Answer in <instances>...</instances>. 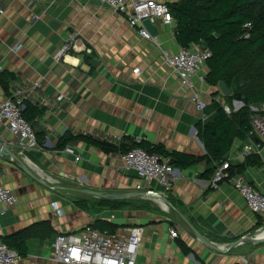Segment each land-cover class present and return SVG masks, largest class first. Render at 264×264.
Masks as SVG:
<instances>
[{"label":"crops","instance_id":"crops-1","mask_svg":"<svg viewBox=\"0 0 264 264\" xmlns=\"http://www.w3.org/2000/svg\"><path fill=\"white\" fill-rule=\"evenodd\" d=\"M155 1L169 5L177 0ZM155 25L156 42L141 37L122 15L97 0H0V104L12 91L23 90L27 101L44 109L31 120L39 147L23 154L0 123V144L10 146L18 159L11 162L0 154V185L18 198L13 209L0 215V243L35 225L50 224L45 238L28 240L23 264H58L51 258L59 234L81 235L91 229L125 239L132 228L143 230L136 264H264V238L250 239L264 229V217L253 214L229 184L214 190L213 173L204 177L210 169L207 161L175 169L167 194L151 184L149 189L165 194L167 202L130 197L114 201L125 204L114 210L100 206L106 199L83 191L137 193L138 178L122 171L121 154H105L84 142L58 149L70 132L116 145L144 140L197 160L206 156L197 137L204 114L192 95L197 93L208 106L218 89L206 81L194 91L182 86L164 63L166 54L182 49L176 24ZM65 45L71 50L56 60ZM5 76L10 77L8 93L1 81ZM221 102L228 106L224 98ZM244 143L236 141L225 160L245 164L247 159L240 158ZM259 157L262 165L246 167L240 176L264 195V147ZM52 202L58 203L61 217L52 212ZM192 228L217 249L197 239Z\"/></svg>","mask_w":264,"mask_h":264},{"label":"trees","instance_id":"trees-1","mask_svg":"<svg viewBox=\"0 0 264 264\" xmlns=\"http://www.w3.org/2000/svg\"><path fill=\"white\" fill-rule=\"evenodd\" d=\"M176 24L175 37L183 49H193L205 44L212 57L207 61L206 83L218 89L224 82L232 91V96L223 97L219 91L212 94L211 102L204 111L206 120L197 124V137L205 148L206 156L198 159L177 152L168 153L161 146H153L144 140H125L118 145L94 138L87 134L64 135L58 149H64L71 143L84 142L97 147L105 154H124L139 148L149 154L168 160L174 169L190 168L201 160L207 161L209 168L204 177L210 178L216 165L226 162L225 157L236 141L246 142L252 131L251 120L254 116L251 107H264V0H177L167 5ZM251 24L249 38L246 39L244 26ZM2 77L6 93L8 79ZM233 109L234 102L242 103V108L228 114L221 102ZM23 117L32 126L31 120L40 117L44 109H38L24 100ZM259 114L264 115V112ZM33 127V126H32ZM37 135V134H36ZM262 160L257 155L247 158L245 164L232 165L231 175H242L246 167H260ZM100 206L112 205L114 210H121L125 204L101 200ZM81 205V204H80ZM106 227H102L104 231ZM50 224H40L29 228L4 241V244L24 258L27 254V242L32 238H45ZM186 254L188 251L185 250Z\"/></svg>","mask_w":264,"mask_h":264},{"label":"built area","instance_id":"built-area-1","mask_svg":"<svg viewBox=\"0 0 264 264\" xmlns=\"http://www.w3.org/2000/svg\"><path fill=\"white\" fill-rule=\"evenodd\" d=\"M97 1L122 15L130 27L138 30L140 36L148 41L156 42V39L144 27L145 20H150L153 25L157 21L166 25L175 24L168 6L155 0ZM244 29L246 30L244 37L248 39L251 24H246ZM200 48L201 46L193 49L182 48L177 54L165 55V66L180 79L182 86L190 91H194L198 83L205 84L206 76L203 74V69L212 57L208 49L201 51ZM70 50L69 45L63 46L56 55V60L59 61ZM27 98L28 96L23 90H14L0 104V123L6 124L8 131L16 139L21 154L39 147L35 130L22 115L23 103ZM61 98L60 96L59 100ZM192 100L198 111L204 113L207 107L206 102L197 93H193ZM241 108L242 103L240 102H234L233 109L224 106L228 114ZM251 110L254 112L251 120L252 131L240 152L242 160L251 155L261 156L264 147V115L259 114L256 107H251ZM202 120H206L204 115H202ZM66 152L73 154L71 149H66ZM120 159L121 169L125 174L131 172L136 174L139 182L134 186V190L137 193H145L151 199L166 196L149 189L152 183L159 184L164 188V193H169L175 169L170 166L168 160L139 148L121 154ZM10 161L15 162V159L11 158ZM231 166L230 160L216 165L211 179V187L214 190H219L222 185L229 184L244 199L253 214L264 217V195L256 187L246 182L242 176L231 175L228 172ZM17 203L16 194L11 189L0 185V215L13 209ZM51 209L57 217L63 215L57 202L51 203ZM259 231L264 233L263 228ZM142 235L143 230L140 228L130 229L125 239H118L107 232L102 233L91 229H87L81 235L59 234L53 244L51 260L58 264H136ZM172 237L176 238L177 234H172ZM256 238L258 239V236ZM0 264H23V259L5 244L0 243ZM243 264H248V262L243 260Z\"/></svg>","mask_w":264,"mask_h":264},{"label":"water","instance_id":"water-1","mask_svg":"<svg viewBox=\"0 0 264 264\" xmlns=\"http://www.w3.org/2000/svg\"><path fill=\"white\" fill-rule=\"evenodd\" d=\"M143 25L152 37L155 38L158 36L157 27H156V25H153L150 22V20H145L143 22ZM205 49H207V46L205 44H202L200 50L204 51ZM218 91L224 97L232 96V91L227 87V85L224 82H221L219 84ZM0 154L4 157H8L9 159L14 158L16 161L18 160L16 155L11 151L10 146H7V145L0 144ZM22 169L24 172L31 174L27 168L22 167ZM31 176H32V174H31ZM83 193L87 194L89 196L97 197L98 199H106V200H112V201H122V200L128 199L130 197H142L145 199H150L146 196L145 193H133L132 195H120V194H108L107 195L104 193H97V192L88 191V190L83 191ZM154 199L167 202L164 198H160V197H156ZM192 231H193L194 235L197 237V239H199L202 243H204L205 245H207L211 248L217 249L216 247L213 246V244L206 241V239L196 229L192 228ZM260 233H261V231H257L254 234V237H250V239L259 240L256 237L258 235H260ZM241 242L242 241L239 240L233 246H238V244H240Z\"/></svg>","mask_w":264,"mask_h":264},{"label":"rangeland","instance_id":"rangeland-1","mask_svg":"<svg viewBox=\"0 0 264 264\" xmlns=\"http://www.w3.org/2000/svg\"><path fill=\"white\" fill-rule=\"evenodd\" d=\"M224 105H225V104H224ZM230 108H231V107H230ZM233 108H234V106H233ZM231 109H232V108H231ZM258 111H260V112H264V107L259 108Z\"/></svg>","mask_w":264,"mask_h":264},{"label":"bare ground","instance_id":"bare-ground-1","mask_svg":"<svg viewBox=\"0 0 264 264\" xmlns=\"http://www.w3.org/2000/svg\"><path fill=\"white\" fill-rule=\"evenodd\" d=\"M167 209V208H166ZM259 238H264V233H261L260 235H258V239Z\"/></svg>","mask_w":264,"mask_h":264}]
</instances>
